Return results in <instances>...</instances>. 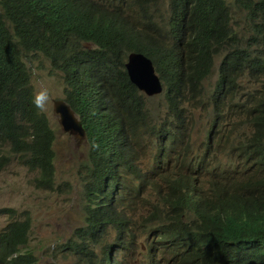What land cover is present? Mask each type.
<instances>
[{"label":"trees","instance_id":"16d2710c","mask_svg":"<svg viewBox=\"0 0 264 264\" xmlns=\"http://www.w3.org/2000/svg\"><path fill=\"white\" fill-rule=\"evenodd\" d=\"M159 1L0 0V147L7 145L12 157L36 173L37 188L63 190L56 184V133L47 114L33 104L25 61L28 54L43 53L64 71L66 99L87 133L88 160L78 171L86 224L74 231L67 246L78 257L76 264L95 263L93 249L108 228L120 238L133 235L127 231L133 223L130 212L138 208L134 200L153 175L138 164L131 139L145 128L159 143L175 147L188 130L182 106L198 99L214 57L223 55L211 99L218 120L232 114L249 128L242 136L233 127L223 148L259 172L252 206L220 199L200 223L165 224L159 234L150 235L156 239L151 253L168 250L171 264L189 259L196 264H264V85L240 93L238 81L247 69L253 78L264 76V0H235L250 24L247 40L235 29L226 0H170L166 11L157 13ZM84 41L95 47H85ZM128 51L145 53L168 78L170 117L155 122L146 109L125 67ZM161 58L170 59L169 71L163 70ZM217 124L223 125L215 121L214 128ZM2 152L1 168L10 162ZM159 212L149 209L142 216L156 218ZM17 213L9 207L0 210L14 217L0 230V264H38L34 252L24 250L30 213L15 218ZM108 258L105 249L99 264H109Z\"/></svg>","mask_w":264,"mask_h":264},{"label":"rangeland","instance_id":"374dc122","mask_svg":"<svg viewBox=\"0 0 264 264\" xmlns=\"http://www.w3.org/2000/svg\"><path fill=\"white\" fill-rule=\"evenodd\" d=\"M227 3L233 11L235 29L240 34H244L247 37L245 40H247L252 31H250V24L245 13L235 7V0H227ZM168 4L169 0H160L154 10L157 13L161 9L166 11ZM222 56L216 58L215 67L203 82L202 102L191 100L183 106L188 130L186 136L183 139L178 138L175 143L178 149L177 152L175 151L177 154L189 149L190 157L194 159L192 151L200 153L206 145L208 137H210L215 122V114L209 98L215 89ZM29 58L28 66L32 73L35 92L44 87H47L51 92L52 99L45 113L56 133L54 143L56 184H61L64 191L37 188L34 184L36 173L21 165L17 157L11 156L8 146L4 145L0 149L3 150L2 154L6 155L10 162L4 167H0V210L4 207L17 209L18 213L15 218H24V211L30 213L32 227L28 245L24 250L27 248L33 251L38 258V264H75L76 258L67 246V241L74 236L73 233L77 228L86 223L83 184L78 171L81 165L88 160L89 146L85 137L65 133L59 123V117L54 113L53 99L65 98L66 85L62 71L54 69L50 60L43 54H33ZM241 87L240 93L251 92L263 88V83L256 82L248 74H245L241 79ZM204 104L207 105L204 106ZM148 108L155 122L167 116L170 117V114L167 115L168 110L162 96L149 99ZM236 121V126L241 135L244 136L248 132L247 125L241 120ZM217 125L215 138L218 139L223 134L224 128L220 124ZM131 141L135 149L141 154L142 165L144 164L145 168L150 167L157 151L155 139H149L145 133H142L141 139L133 138ZM236 161L235 157L233 162L236 163ZM66 182L70 183V187L63 186V183ZM143 198L144 196H141L137 200L140 201ZM13 219L9 214H0V230ZM104 244L94 249L97 263L103 256ZM70 246L73 245L70 244ZM126 246L127 249L120 250L119 260L121 264L130 257L152 264H165L164 256H159L151 261L148 253L149 240H146L144 236L128 237ZM117 251H119V247L113 249V254ZM110 264H114V262Z\"/></svg>","mask_w":264,"mask_h":264},{"label":"clouds","instance_id":"9594fccd","mask_svg":"<svg viewBox=\"0 0 264 264\" xmlns=\"http://www.w3.org/2000/svg\"><path fill=\"white\" fill-rule=\"evenodd\" d=\"M83 45L88 48L95 47V45L87 43V41H84ZM36 54H43V53H36ZM28 56L30 55L28 54ZM45 57L48 60H50L54 69L62 71L65 82L64 71L59 68H56L53 65L51 59L48 58L47 56ZM136 57L139 58V61L138 62L136 61L134 65L135 71L144 68V59L151 60V62L153 63V74L154 76H156L157 80L160 83V87H161L160 92L149 94L145 92L143 89H141L135 82H133L129 74L127 64L130 63V61ZM217 57L218 55L214 57L213 68L215 67ZM223 59L224 58L222 56L218 67V78H219L220 67ZM29 60L30 58L28 60L25 58L26 63H28ZM161 60H162L163 70L166 72L169 71L170 59L163 60L161 58ZM125 67L132 83L138 87L139 91L143 95L146 103V109L148 107L149 99L162 96L165 100L166 107L168 110V103L165 98L166 82L168 81L167 80L168 78L166 79L163 76H161L153 60L141 51H130V52L128 51L125 59ZM249 73L250 71L248 69L245 70L240 80H238L240 81V85H241V79L245 74H248L251 79L255 80L256 82H261L264 85V76L253 78L250 76ZM34 91H35V87H34ZM255 91H251V92H255ZM51 99H52L51 92L47 87H44L34 93L33 104L41 112H46L47 106L51 102ZM57 99H63L70 105L74 113L77 115L78 119L81 121L82 126L85 130L83 121L81 120L80 116L76 113V111L73 109L71 104L67 101L66 95L65 98H54L53 102L54 100ZM197 100H200V102H202L201 95L198 97ZM209 102H211L213 105V100L211 98H209ZM206 105L207 104H204V106ZM213 111H214V105H213ZM149 113L151 114L150 110ZM236 120H238V118L232 114H225V116L220 118L219 120L215 115V121H220L223 123L222 125L224 128L223 134L218 139L215 138V134L217 130H215L216 127L214 128L213 126V130L210 133V137H208V141L206 142V145L203 147L201 152L196 153L194 150L192 151V153H194V159L190 157L191 152L189 149L186 152L181 151L177 154L176 152L178 149L176 148L175 145H174L175 147L171 148L165 144L159 143V140L155 139L150 133L146 132L145 128H142L140 130L138 137H133V138L141 139L142 133H145V136H148L149 139L152 138L155 139V143L157 145V151L153 158L152 163L150 164V167L148 168H145L144 164H143L144 166L142 165L141 154L135 149V146L131 141L133 146V151L135 152L134 156H136L138 164L140 163L139 165L142 167L144 172H150L153 175L149 179V182L147 183L143 194L137 196L134 200L135 202L138 203V208L130 212V215L133 217V223L127 229V231H132L133 235L125 234L123 237L120 238L114 228L112 227L108 228L106 232L103 233L104 235L103 241L97 245L100 246L105 243L103 246L102 258L105 257V249H107L109 262L110 263L114 262V264H121L119 260L121 256L120 250L128 248L126 246V239L128 237L144 236L146 240H149L148 253L151 257V261L155 260L159 256H164L165 264H171L169 262L171 255L168 252V250L167 251L162 250L163 252L160 251L156 253L155 256H153V254L151 253L152 252L151 247L156 239L150 237L151 234L154 235L159 234V230H161V228L165 224H169L172 222L185 224V225H194L202 222L210 214L212 206L215 204V202H217L220 199H226L234 202H242L252 206V201L255 196V183L259 177V172L257 170H252L253 168L243 163L241 158L237 154L230 153L229 149L225 150L223 148V147H228L227 135L232 133V128L235 127L237 124ZM225 122L226 124H224ZM248 132H249V128H248ZM85 139L88 143L87 133L85 135ZM145 146L147 147V145ZM93 147H98V145L94 144ZM235 157L237 159L236 163L233 162V159ZM141 196H144V198L142 200L140 199V201L137 200V198ZM145 200L147 201V206L143 205V202ZM149 209L153 211L160 210V212L158 213V216L156 218H152L151 215L145 217L142 216L143 214H146ZM173 215H175V218H171ZM85 222H86V218H85ZM107 241H108V245L106 243ZM169 243H171V241L167 242V244ZM154 245L163 246L164 244L157 243ZM97 246H95L94 249ZM116 247H119V251L113 254V249H115ZM75 258L77 262L78 257L75 256ZM99 261L98 263L97 261H95V263L99 264ZM123 264H152V263H149L144 260L139 261L137 259H134L133 257H130ZM187 264H196V263L193 261V259H189Z\"/></svg>","mask_w":264,"mask_h":264},{"label":"water","instance_id":"95a60500","mask_svg":"<svg viewBox=\"0 0 264 264\" xmlns=\"http://www.w3.org/2000/svg\"><path fill=\"white\" fill-rule=\"evenodd\" d=\"M139 61L136 57L127 64L129 74L141 89L152 94L161 91L160 83L153 74V63L149 59H144V68L135 71V63ZM54 113L59 117V122L64 132L85 137L86 132L81 121L74 113L70 105L63 99H57L53 102Z\"/></svg>","mask_w":264,"mask_h":264}]
</instances>
